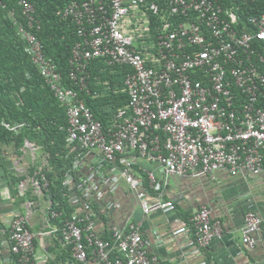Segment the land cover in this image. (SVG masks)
<instances>
[{
    "label": "built area",
    "instance_id": "built-area-1",
    "mask_svg": "<svg viewBox=\"0 0 264 264\" xmlns=\"http://www.w3.org/2000/svg\"><path fill=\"white\" fill-rule=\"evenodd\" d=\"M17 2L25 21L15 22L17 33L65 111L66 126L61 129L67 142L96 151L109 162L135 191L144 213L174 205L159 193L148 197L143 176L133 174L135 154L157 163L166 177H196L218 170L255 176L264 171V54L260 48L264 12L250 16L251 27H244L239 16L222 8L219 0H166L161 27L151 32L145 9L159 11L153 0H68L61 15L76 26L78 40L67 72L76 89L64 82L56 62L42 49L34 4ZM176 15L182 20H174ZM96 58L127 69V105L116 110L107 129L78 93L87 89V66ZM4 126L14 132L22 124ZM145 176L150 187L157 185L152 171ZM74 178L66 175L64 184L69 189L76 188ZM105 178L98 171L83 180L76 197L71 196L72 203L82 204V214L50 209L47 227L38 230L23 215H15L7 231L13 264H170L147 252L138 225L120 228L107 223V208L95 201ZM34 184L46 191L44 184ZM92 204L96 210L90 209ZM189 222L198 247L207 248L221 237L222 230L212 222L206 206L194 211ZM185 229L182 226L174 233ZM250 231L261 234L264 246V215L254 211L244 215L242 241L253 247L256 239ZM36 239L43 241L49 254L36 252ZM55 245L70 253L69 262L55 259L49 251Z\"/></svg>",
    "mask_w": 264,
    "mask_h": 264
},
{
    "label": "crops",
    "instance_id": "crops-1",
    "mask_svg": "<svg viewBox=\"0 0 264 264\" xmlns=\"http://www.w3.org/2000/svg\"><path fill=\"white\" fill-rule=\"evenodd\" d=\"M109 83L108 80L103 83V88H106L100 91L102 95L110 94ZM18 132L19 129L12 135ZM19 135L9 147L12 156L7 158L5 155L4 160V156L0 158V264H13L14 257L7 239L11 219L15 215H23L28 225L38 230L47 227V213L51 209L46 191L41 185L40 189L35 186L38 179L29 173L32 168L46 170L49 155L27 137ZM72 151L73 169L79 168L84 178H93L98 171L105 173V180L98 185L99 199L95 201L107 208L104 213L107 223L120 228H127L132 223L138 225L147 252L160 261L170 264H264L261 234L250 231L256 239L253 247L242 241L245 213L254 211L264 215V171L255 176L218 170L196 177H166L157 163L135 154L133 174L142 175L147 181L144 175L152 171L157 179L155 187H150L148 182L143 185L148 197L153 198L159 193L174 205L170 210L144 213L135 191L116 174L109 162L102 161L98 152L78 148ZM81 188L78 185L70 189V196L76 197ZM201 206L209 209L212 222L222 230L221 237L214 238L207 248L193 244V230L189 222L191 214ZM182 226H186L184 231L174 233ZM35 246L37 253L49 254L43 241L36 239ZM62 249L58 248L55 252L50 247L49 251L59 261Z\"/></svg>",
    "mask_w": 264,
    "mask_h": 264
},
{
    "label": "trees",
    "instance_id": "trees-1",
    "mask_svg": "<svg viewBox=\"0 0 264 264\" xmlns=\"http://www.w3.org/2000/svg\"><path fill=\"white\" fill-rule=\"evenodd\" d=\"M29 1L38 11L41 27L36 35L44 53L56 62L64 82L77 89L67 77L71 49L78 40L73 20L61 15L68 0ZM153 1L158 3L159 11L154 13L145 9V16L151 32L155 29V32H158L164 20L167 2ZM219 4L222 8L231 9L237 14L240 25L244 27H251L248 24L250 16L264 12L262 0H219ZM11 12L12 18L9 17ZM182 18L180 15L173 17L176 21ZM15 22L25 23L17 0H0V158L4 156L2 158L4 160L5 155L7 158L8 155L12 156L9 147L11 148L13 139H18L16 137L18 133L27 137L49 155L46 170L43 169L38 173L37 169L32 168L29 173L34 175L40 184H44L46 194L51 201L50 208L65 213L77 211L82 214L83 211L80 210L83 208L82 204L71 202L70 189L64 184L66 175L72 174L75 177L76 187L84 185L85 178H81L83 176L81 170L73 169L72 150L76 149L77 145L67 142L66 131L61 129L66 126L65 111L39 76L36 66L30 59L27 44L17 33ZM260 48L264 54V44H260ZM262 68L264 69V63ZM87 71L90 74L87 89L78 90L79 97L107 129L116 110L127 105L128 98L124 88L127 69L110 66L105 59L96 58L89 61ZM107 80L110 82V94L108 92L102 95L100 91L106 88H103V83ZM4 123L22 124V126L13 136L14 133L8 130ZM145 184H147L146 180ZM30 193L31 191L28 194ZM33 198L37 199V197ZM95 207L96 204H92L90 209L96 210ZM57 248L58 246L55 245L52 251L56 252ZM61 252L62 261L70 260V253L66 249H62Z\"/></svg>",
    "mask_w": 264,
    "mask_h": 264
}]
</instances>
